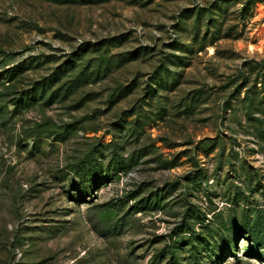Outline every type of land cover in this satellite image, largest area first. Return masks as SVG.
<instances>
[{
	"label": "rangeland",
	"instance_id": "374dc122",
	"mask_svg": "<svg viewBox=\"0 0 264 264\" xmlns=\"http://www.w3.org/2000/svg\"><path fill=\"white\" fill-rule=\"evenodd\" d=\"M0 264H264V0H0Z\"/></svg>",
	"mask_w": 264,
	"mask_h": 264
},
{
	"label": "trees",
	"instance_id": "16d2710c",
	"mask_svg": "<svg viewBox=\"0 0 264 264\" xmlns=\"http://www.w3.org/2000/svg\"><path fill=\"white\" fill-rule=\"evenodd\" d=\"M111 167H108V171L107 172H110V173H114V174H117V172H122L123 171H126L127 167L122 161H113L111 162V164L109 165ZM95 166H92L91 163H88V164H81L79 165L76 170H75V175L77 177H79V179L81 181H91L93 183L97 182V181H105L107 179H110L111 178V174H102V173H99V170H95L94 169Z\"/></svg>",
	"mask_w": 264,
	"mask_h": 264
}]
</instances>
